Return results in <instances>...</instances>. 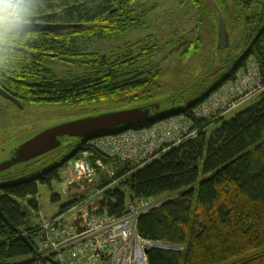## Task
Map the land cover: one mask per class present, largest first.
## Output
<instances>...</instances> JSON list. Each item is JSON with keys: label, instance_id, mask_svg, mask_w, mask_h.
Segmentation results:
<instances>
[{"label": "trees", "instance_id": "trees-1", "mask_svg": "<svg viewBox=\"0 0 264 264\" xmlns=\"http://www.w3.org/2000/svg\"><path fill=\"white\" fill-rule=\"evenodd\" d=\"M134 1L31 0L36 11L30 22L79 27L0 38V87L23 105L25 101L64 102L76 108L140 99L145 100L143 104L153 103L160 87L153 60L156 42L146 38L138 42L145 44L134 43L110 53H77L83 43L109 39L131 27L136 19ZM238 3L244 9L258 5L259 12L246 18L252 27L246 29L242 54L229 61L210 86L179 108L155 110L145 120L100 136L139 130L182 113L191 116L193 107L233 80L248 60L255 62L264 83V0ZM220 6L225 10L224 0ZM51 62L62 69L51 68ZM254 97L226 119L191 116L198 129L194 136L138 168L117 161L110 163L113 177L100 175L96 189L109 180L115 183L102 192L99 213L120 215L127 203L150 197L166 199L139 215L137 231L182 250L150 248L148 264H264V92ZM86 141H75L67 155L40 171L0 183V264H37L39 225L32 223L21 200L28 198L27 203L37 209V202L29 199L37 194V184L61 180V166L87 149ZM96 158L109 164L107 157L95 151L91 159ZM84 197L81 193L59 210ZM44 264L63 263L48 257Z\"/></svg>", "mask_w": 264, "mask_h": 264}, {"label": "rangeland", "instance_id": "rangeland-1", "mask_svg": "<svg viewBox=\"0 0 264 264\" xmlns=\"http://www.w3.org/2000/svg\"><path fill=\"white\" fill-rule=\"evenodd\" d=\"M224 1L225 10L220 6V0H197V3L193 0H135L133 17L136 19L131 27L109 39L83 43L77 53H110L149 38L158 46L153 54V60L156 67L158 66L160 82L158 92L154 94L152 101L159 104L160 109L164 111L172 107L179 108L191 96L210 86L225 71L226 64L241 55L244 50L246 29L252 27L251 23H247L246 18L259 12V6L254 5L244 9L238 3L239 0ZM207 3L209 7H206ZM213 6L221 15L226 42L220 40L219 21ZM247 63L250 64V60ZM49 64L51 67L62 69L55 62ZM252 93L257 95L255 91ZM253 99L255 97L248 102ZM144 101L140 99L131 103L113 102L102 105L94 103L76 108L64 102L25 101L23 107H18L0 96V162L4 161L17 145L47 127L102 112L139 107ZM246 103L242 106L247 105ZM242 106L237 110L242 109ZM237 110L227 114L225 119L235 114ZM214 126L215 124L210 125L207 132H210ZM188 133L189 131L184 134L186 139L191 137ZM75 141L65 138L60 147L1 171L0 183L18 180L29 173L44 169L63 155H67L71 150V144ZM111 162L106 163L105 168L97 173L95 183L94 181L79 183L75 180L73 183L65 184L61 183V180H53L50 185L38 183L37 194L29 197L37 202L38 208H32L27 203L28 198L21 200L28 210L32 223L41 225L49 217L58 214L62 205L72 201L81 193L90 198L91 206L94 207L98 202L99 193L95 184L99 182L100 175L106 174L110 169ZM117 183L119 182L117 181L116 185ZM53 195H57V198ZM110 222L111 220H107V223ZM111 228L114 229L115 225Z\"/></svg>", "mask_w": 264, "mask_h": 264}, {"label": "built area", "instance_id": "built-area-1", "mask_svg": "<svg viewBox=\"0 0 264 264\" xmlns=\"http://www.w3.org/2000/svg\"><path fill=\"white\" fill-rule=\"evenodd\" d=\"M252 91L259 95L264 91V83L255 62L250 60V64L239 68L233 80L195 106L191 116L210 120L225 117L256 96ZM189 126V117L180 114L139 130L127 129L117 135L87 139L88 148L61 166V183H73L74 180L92 183L97 173L105 168L101 158L91 159L95 151L112 161L111 164L127 161L133 169L138 168L185 141L184 134ZM114 175L112 168L107 170V176ZM114 183L109 180L97 188L98 201L102 192ZM91 203L89 197L76 200L39 225L37 264H44L48 257L63 264H147L146 250L150 248L182 250L181 246L147 239L137 231L139 215L161 204L156 198L127 203L122 214L112 216L99 213L98 205L94 203L92 207ZM107 220L111 222L107 223ZM114 225L115 228L110 229Z\"/></svg>", "mask_w": 264, "mask_h": 264}, {"label": "water", "instance_id": "water-1", "mask_svg": "<svg viewBox=\"0 0 264 264\" xmlns=\"http://www.w3.org/2000/svg\"><path fill=\"white\" fill-rule=\"evenodd\" d=\"M213 7L219 21L220 40L226 42V34L224 33L221 15L217 11L218 9L215 6ZM72 27L78 28L79 25H52L30 22L25 32L57 31ZM52 56H54V54ZM0 96L8 99L18 107H23V104L17 97L8 93L1 87ZM155 110H161L159 104H143L139 107L102 112L47 127L12 149L8 157L0 162V172L60 147L65 138L75 139L76 141L86 140L100 136L102 133L114 128L129 127L134 122L149 118ZM146 252H148V250H146Z\"/></svg>", "mask_w": 264, "mask_h": 264}, {"label": "clouds", "instance_id": "clouds-1", "mask_svg": "<svg viewBox=\"0 0 264 264\" xmlns=\"http://www.w3.org/2000/svg\"><path fill=\"white\" fill-rule=\"evenodd\" d=\"M35 11L31 0H0V38L21 36L29 27Z\"/></svg>", "mask_w": 264, "mask_h": 264}, {"label": "bare ground", "instance_id": "bare-ground-1", "mask_svg": "<svg viewBox=\"0 0 264 264\" xmlns=\"http://www.w3.org/2000/svg\"><path fill=\"white\" fill-rule=\"evenodd\" d=\"M264 92V91H263ZM262 92V93H263ZM198 105V104H197ZM196 105V106H197ZM194 108V107H193ZM183 114V113H182ZM178 115H180V114H178ZM184 115V114H183ZM174 116H176V115H174ZM172 117V116H171ZM189 117V121H190V126H189V128H188V130L187 131H189V133H188V136H194L195 134H196V132H197V128L194 126V122H193V120L191 119V116H188ZM169 118V117H168ZM198 120H203V119H198ZM186 131V132H187ZM185 132V133H186ZM184 139H186V138H184ZM114 182H115V180H113ZM166 200V199H165ZM161 201V203L164 201V200H160ZM104 214H106V215H109V216H112L113 214H108V213H104ZM162 249H166V248H162ZM146 263L148 264V260H147V255H146Z\"/></svg>", "mask_w": 264, "mask_h": 264}, {"label": "flooded vegetation", "instance_id": "flooded-vegetation-1", "mask_svg": "<svg viewBox=\"0 0 264 264\" xmlns=\"http://www.w3.org/2000/svg\"><path fill=\"white\" fill-rule=\"evenodd\" d=\"M68 48V47H67ZM56 54V53H55ZM51 67V66H50ZM52 68V67H51ZM2 87V86H1ZM4 89V88H3ZM5 91L7 90V89H4ZM8 91V90H7ZM9 92V91H8ZM10 93V92H9Z\"/></svg>", "mask_w": 264, "mask_h": 264}]
</instances>
